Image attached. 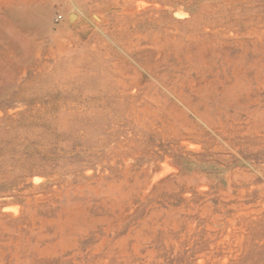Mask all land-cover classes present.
<instances>
[{
	"label": "rangeland",
	"instance_id": "obj_1",
	"mask_svg": "<svg viewBox=\"0 0 264 264\" xmlns=\"http://www.w3.org/2000/svg\"><path fill=\"white\" fill-rule=\"evenodd\" d=\"M0 264H264V0H0Z\"/></svg>",
	"mask_w": 264,
	"mask_h": 264
},
{
	"label": "bare ground",
	"instance_id": "obj_2",
	"mask_svg": "<svg viewBox=\"0 0 264 264\" xmlns=\"http://www.w3.org/2000/svg\"><path fill=\"white\" fill-rule=\"evenodd\" d=\"M128 6V5H127ZM95 9V8H94ZM93 9V10H94ZM102 9V8H101ZM98 10V9H97ZM124 10V9H123ZM94 11H96V10H94ZM99 11V10H98ZM140 11V10H139ZM92 13V12H91ZM95 15V17L97 18V15L96 14H94ZM93 16V15H92ZM97 20V19H96ZM105 20V19H104ZM137 41V40H136ZM136 43V42H135ZM102 45V44H101ZM103 46H104V43H103ZM93 47V46H92ZM130 47V46H129ZM132 47V46H131ZM142 50V49H141ZM148 52H149V50H148ZM147 52V53H148ZM150 53V52H149ZM147 55L148 54H146L145 56L147 57ZM138 56V55H137ZM140 56V55H139ZM144 56V55H143ZM128 57V56H127ZM124 58V57H123ZM129 58V57H128ZM127 58V59H128ZM144 58V57H143ZM153 59V58H152ZM138 60V59H137ZM149 60H150V58H149ZM124 61H126V59L124 60ZM159 72V71H158ZM133 90V89H132ZM175 90V89H174ZM173 91V90H172ZM177 92H179V91H177ZM178 94V93H177ZM155 97H157V96H155ZM228 97V96H227ZM154 98V97H153ZM176 98V97H175ZM178 98V97H177ZM188 99V98H187ZM186 100V99H185ZM103 101V100H102ZM192 101V100H191ZM180 102V101H179ZM192 103V102H191ZM190 103V104H191ZM90 104V103H89ZM146 105V104H145ZM141 107V106H140ZM187 107V106H186ZM188 108V107H187ZM207 108V107H206ZM140 109V108H139ZM147 109V108H146ZM184 111V110H183ZM203 111V110H202ZM204 112V111H203ZM186 113V112H185ZM127 116V115H126ZM186 140V139H185ZM187 142H188V140H187ZM189 144H190V141H189ZM159 165V164H158ZM164 172V171H163ZM36 176V175H35ZM150 176V175H149ZM28 177V176H27ZM159 182V181H158Z\"/></svg>",
	"mask_w": 264,
	"mask_h": 264
},
{
	"label": "built area",
	"instance_id": "obj_3",
	"mask_svg": "<svg viewBox=\"0 0 264 264\" xmlns=\"http://www.w3.org/2000/svg\"><path fill=\"white\" fill-rule=\"evenodd\" d=\"M61 18H62V15L61 14H58V15L55 16V20H59Z\"/></svg>",
	"mask_w": 264,
	"mask_h": 264
},
{
	"label": "water",
	"instance_id": "obj_4",
	"mask_svg": "<svg viewBox=\"0 0 264 264\" xmlns=\"http://www.w3.org/2000/svg\"><path fill=\"white\" fill-rule=\"evenodd\" d=\"M75 16H76V14H75V13H71V14H70V20L74 19V18H75Z\"/></svg>",
	"mask_w": 264,
	"mask_h": 264
}]
</instances>
